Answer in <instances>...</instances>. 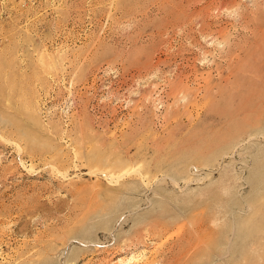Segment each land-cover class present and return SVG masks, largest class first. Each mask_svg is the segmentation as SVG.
<instances>
[{
    "label": "rangeland",
    "instance_id": "374dc122",
    "mask_svg": "<svg viewBox=\"0 0 264 264\" xmlns=\"http://www.w3.org/2000/svg\"><path fill=\"white\" fill-rule=\"evenodd\" d=\"M0 264H264V0H0Z\"/></svg>",
    "mask_w": 264,
    "mask_h": 264
}]
</instances>
